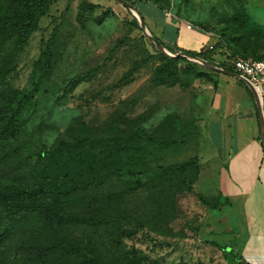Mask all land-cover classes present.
I'll list each match as a JSON object with an SVG mask.
<instances>
[{"label": "rangeland", "instance_id": "obj_1", "mask_svg": "<svg viewBox=\"0 0 264 264\" xmlns=\"http://www.w3.org/2000/svg\"><path fill=\"white\" fill-rule=\"evenodd\" d=\"M82 1L51 0L41 29L18 55L16 70L10 77L14 88L32 95L20 120L21 133L12 142L18 151L16 163L21 166L30 185L39 186L43 182L41 172L51 165L49 161L40 162V155L53 152L54 147L63 141L73 142L71 130L77 125V131L81 126L89 128L95 139L91 148L95 152L102 150L106 155L110 154L107 148L110 140L129 135L137 126L144 129L138 149L127 152L112 149L110 156L103 160L98 175L102 179L109 178L104 186L89 191L87 196H78L77 201L70 204V209L77 212L84 211L91 198L101 202L133 186L135 177L130 172L156 169L197 155V130L191 121L182 128L186 123L182 119L189 120V113L193 111L191 102L211 78L221 82V91L225 95L231 94L226 80L232 83L231 77L210 69L199 60L215 67L234 68L238 57L264 58V0H155L169 18L188 22L192 25L189 31L207 34L212 39L203 47L210 51L208 61L183 56L181 52L173 53L179 55L174 58H183L178 65L182 82L173 87L159 85L155 70L161 61L151 55L162 51L131 9L119 0H87L99 8L87 14L83 27L78 20ZM108 10L113 11L111 16L99 23L96 19ZM238 18L240 20L236 22ZM239 22L244 23L240 25ZM53 33L57 35L56 65L51 75L41 81L42 74L35 64L42 52V42L49 40ZM192 69L206 77L192 82V74L186 73ZM83 73H93V76L75 90L66 91L69 81ZM213 93L206 92L204 97ZM197 103L201 105L200 100ZM168 115H174L179 123V133L167 128L169 122L165 120ZM143 118L147 121L141 122ZM182 139L185 145L169 146L174 140L181 143ZM116 169L123 170L121 177L112 176ZM215 187L210 183L206 191L210 193ZM194 189L195 193L178 197L180 214L171 225L178 237L165 240L139 235L127 238L124 248L143 251L148 263L241 264L231 247L241 243L245 235L243 230L235 242H230L233 241L230 237L214 235L212 238L209 233L213 227L209 218L211 211L200 202L196 193H200V189L196 185ZM145 196L143 190L128 196L127 209L131 217L136 218L141 213ZM212 212L214 215L221 213ZM75 231L78 241L82 242L83 234ZM213 239L227 241L230 245L227 251L220 245L214 246ZM102 240L107 247L114 246L115 238Z\"/></svg>", "mask_w": 264, "mask_h": 264}, {"label": "trees", "instance_id": "obj_2", "mask_svg": "<svg viewBox=\"0 0 264 264\" xmlns=\"http://www.w3.org/2000/svg\"><path fill=\"white\" fill-rule=\"evenodd\" d=\"M124 1L135 7L145 23L149 11L167 16L155 0ZM50 7L51 0H0V264H159L148 263L143 251L124 248V242L139 235L165 240L179 236L171 225L180 214L179 195L195 193L194 186L201 172L197 156L156 169L130 172L135 177L133 186L101 202L91 198L87 208L78 212L72 211L70 204L76 202L78 196H87L89 191L101 188L109 178L102 179L98 175V167L103 160L110 156L112 149L116 152L138 149V142L143 140V128L137 126L129 135L110 140L107 147L110 154L106 155L102 150L95 152L91 148L95 139L90 135L89 128L81 126L77 131V125L71 130L73 142L63 141L54 147L53 152L40 155V162L49 161L51 165L41 172L43 182L39 186L30 185L21 166L16 163L18 151L12 142L21 133L20 120L32 95L14 88L10 77L16 70L18 55L41 29V22ZM98 8V5L83 0L79 6V23L84 27L87 14L94 13ZM112 13L108 10L96 20L102 23ZM235 20L238 22L240 18ZM243 23L239 22L240 25ZM134 25L140 29L137 21ZM151 34L170 53L181 52L208 61V50H181L176 44L164 42L152 31ZM164 34L177 37L178 29L166 25ZM56 46V33L42 42V52L35 64L42 74L41 81L51 75L56 65ZM151 57L161 61L155 70V80L159 85L173 87L182 82L178 65L183 58H174L164 52H157ZM223 69L237 74L232 67ZM188 72L192 74V82L206 77L194 69ZM92 76L93 73L76 75L69 81L66 91L75 90ZM210 80L217 84L213 78ZM182 120L186 121L182 128L185 124L190 125V121L194 126L193 120ZM142 121L146 122L147 118ZM165 121L169 122L167 128L174 132L180 126L174 115H168ZM160 125L165 126L163 122ZM173 145H185L184 139L181 143L174 140L169 144ZM54 158H57L55 162ZM122 175L123 170L116 169L112 176ZM140 190L146 196L140 206L141 213L133 218L127 209L128 196L136 195ZM197 195L200 202L211 210L222 206L220 197ZM75 229L83 234V246L76 237ZM102 238H115L114 246L107 247L101 242ZM212 244L220 247L215 242ZM227 249L222 247L224 251Z\"/></svg>", "mask_w": 264, "mask_h": 264}, {"label": "crops", "instance_id": "obj_3", "mask_svg": "<svg viewBox=\"0 0 264 264\" xmlns=\"http://www.w3.org/2000/svg\"><path fill=\"white\" fill-rule=\"evenodd\" d=\"M167 16L149 11L145 23L164 42L194 52L211 43L207 34L189 31L187 22H177ZM166 25L177 28L178 36H165ZM229 77L232 83L226 80V84L230 95L222 93L221 82L214 79L217 84L209 82L191 102L193 111L189 119L194 121L198 134L195 146L201 170L195 184L200 193H196L207 198L220 197L222 206L210 209L211 237H230L233 238L230 242H235L243 230L241 243L237 248L231 245V252L239 256L241 263L264 264V143L259 111L247 85ZM211 91L212 95L204 97ZM262 108L264 112V104ZM210 183L216 187L209 193L206 188ZM212 211L221 212V216ZM213 242L225 248L230 246L227 241L213 239Z\"/></svg>", "mask_w": 264, "mask_h": 264}, {"label": "built area", "instance_id": "obj_4", "mask_svg": "<svg viewBox=\"0 0 264 264\" xmlns=\"http://www.w3.org/2000/svg\"><path fill=\"white\" fill-rule=\"evenodd\" d=\"M185 24L187 30L192 29L191 24L188 22ZM217 68L224 70L221 67ZM234 70L254 87L261 104H264V60L238 57L234 62Z\"/></svg>", "mask_w": 264, "mask_h": 264}, {"label": "water", "instance_id": "obj_5", "mask_svg": "<svg viewBox=\"0 0 264 264\" xmlns=\"http://www.w3.org/2000/svg\"><path fill=\"white\" fill-rule=\"evenodd\" d=\"M121 3H123L124 5H126L128 8L131 9V11L137 16V18L141 21L142 25H143V28L146 30V32L148 33L149 37H151V39L153 40V42L159 47V49L164 52V53H167L168 55L170 56H179V55H175L173 53H170L147 29L146 27V24L145 22L143 21V19H141V17L139 16V13L138 11L135 9V7L131 4H129L128 2L124 1V0H119ZM183 56H185L183 54ZM200 62H202L204 65H207L210 69H213L215 71H219L223 74H226V75H229V76H232V77H235L241 81H243L247 87L251 90V92L253 93L255 99H256V102H257V106H258V111H259V120H260V129H261V139H262V142L264 143V112H263V108H262V104L260 102V99L258 97V94L256 92V90L254 89V87L248 82L246 81L243 77L237 75V74H233V73H229V72H226L225 70H221L215 66H212V65H209L207 64L206 62L204 61H201L199 60Z\"/></svg>", "mask_w": 264, "mask_h": 264}]
</instances>
